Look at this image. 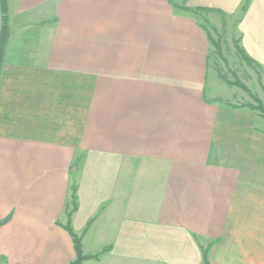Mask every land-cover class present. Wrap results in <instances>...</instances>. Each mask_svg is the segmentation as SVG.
Masks as SVG:
<instances>
[{
    "label": "crops",
    "instance_id": "1",
    "mask_svg": "<svg viewBox=\"0 0 264 264\" xmlns=\"http://www.w3.org/2000/svg\"><path fill=\"white\" fill-rule=\"evenodd\" d=\"M256 1L4 0L0 264H71L69 220L81 264H264V131L200 20L264 66Z\"/></svg>",
    "mask_w": 264,
    "mask_h": 264
},
{
    "label": "rangeland",
    "instance_id": "2",
    "mask_svg": "<svg viewBox=\"0 0 264 264\" xmlns=\"http://www.w3.org/2000/svg\"><path fill=\"white\" fill-rule=\"evenodd\" d=\"M256 2L255 4L258 5L264 4V0H257ZM3 9H5L4 0ZM241 12L231 15L219 12L202 13V19L200 18V20L206 23L212 37V39H210L211 61L209 75L210 79L213 80L216 72L217 79L222 81L224 88L227 86V89H230L228 94L234 101L233 103H253L254 106H256L257 109L250 108V110L258 114V129L264 131V113L261 112V108L264 109V66H260L250 55L249 57L252 62H248L239 54L234 42L235 39L239 40L240 43L241 32L239 25L240 19L242 18L241 14L244 13V11ZM4 14L7 16L5 10ZM4 21L5 26H1L2 19H0V31L3 27L5 32L7 33L8 31L9 34V20L5 18ZM229 81H238V84L232 85ZM240 82L244 86L246 85L247 89L243 87ZM205 251L207 252V257H209L208 250Z\"/></svg>",
    "mask_w": 264,
    "mask_h": 264
},
{
    "label": "trees",
    "instance_id": "3",
    "mask_svg": "<svg viewBox=\"0 0 264 264\" xmlns=\"http://www.w3.org/2000/svg\"><path fill=\"white\" fill-rule=\"evenodd\" d=\"M183 8L186 9V10L192 11L195 14H198L199 13L198 11L200 10L198 8H189L187 6H183ZM4 10L5 9H3V0H0V19H2V25L1 26H3V25L5 26L4 19L7 18L6 15L4 14ZM204 25H205L204 27L208 31L210 39H212L209 29L207 28L206 24H204ZM7 35H9L8 31L6 33L5 29L2 27L1 31H0V71H1V64H2V56H3V43H4V39H5V37ZM234 42H235V46H236V49L239 52V54H241V56L243 58H245L248 62L251 63L252 62L251 58L247 54V52L244 49V47L239 43V40H235L234 39ZM217 46H219V45H217ZM229 83L232 84V85H234V84L236 85V84H238V81L237 82H230L229 81ZM240 84L247 89L246 85L244 86L241 82H240ZM233 105L241 106V107H248V108H252V109H254V108L257 109L256 106H254L253 103H238V104H233ZM260 108H261V106H260ZM261 110H262L261 112L264 113V109L261 108ZM76 196H77L76 195V188H75V186H73L72 187V201H71V203H72V206L74 207V209L76 208V204H77V202H76L77 197ZM69 215H71V214H69ZM7 220H8V218L3 220V221H1L0 224L5 223ZM64 227L72 235L73 240H74L76 253H77L76 259L71 264H81L87 258H93V257H97L98 256V255H93V254H86L85 252H83L82 243H81V237L78 234H76L75 231L73 230L70 220L67 222V224L64 225ZM204 259H205V263L209 264V260H208L206 251H204Z\"/></svg>",
    "mask_w": 264,
    "mask_h": 264
}]
</instances>
